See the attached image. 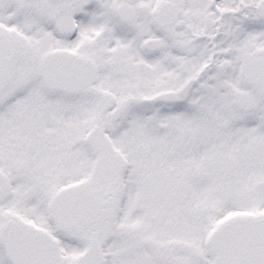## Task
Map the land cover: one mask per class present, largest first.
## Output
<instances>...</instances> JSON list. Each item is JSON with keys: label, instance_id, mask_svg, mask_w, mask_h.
Returning <instances> with one entry per match:
<instances>
[{"label": "snow or ice", "instance_id": "6c2138e0", "mask_svg": "<svg viewBox=\"0 0 264 264\" xmlns=\"http://www.w3.org/2000/svg\"><path fill=\"white\" fill-rule=\"evenodd\" d=\"M0 264H264V0H0Z\"/></svg>", "mask_w": 264, "mask_h": 264}]
</instances>
